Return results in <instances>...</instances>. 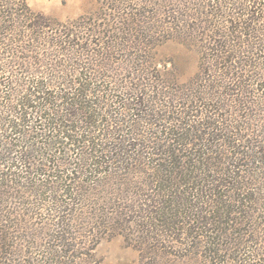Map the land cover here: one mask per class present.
I'll use <instances>...</instances> for the list:
<instances>
[{
  "label": "trees",
  "instance_id": "16d2710c",
  "mask_svg": "<svg viewBox=\"0 0 264 264\" xmlns=\"http://www.w3.org/2000/svg\"><path fill=\"white\" fill-rule=\"evenodd\" d=\"M241 22L240 32L248 35L246 20ZM84 38L69 24L35 12L27 0H0V86L6 88L0 89V211L12 197H32L27 203L35 211H49L46 237L30 240L46 250L32 263L66 264L117 235L143 255H158L174 241L199 238L195 213L212 211L211 221L221 223L215 211H247L253 193L233 163L225 166L221 121L199 111L200 96L178 86L165 92L173 82L151 69L146 75L158 84L149 86L134 83L136 76L129 82L98 70L91 66L98 53L90 58ZM42 51L52 59L40 69L33 55L43 57ZM4 75L9 80L2 83ZM159 98L165 102L161 111L150 105ZM44 147L53 153L35 157ZM206 218L199 215L201 222ZM227 231L206 229L201 237H209L216 254L228 243ZM9 240L0 227V241ZM17 240L22 246L24 239Z\"/></svg>",
  "mask_w": 264,
  "mask_h": 264
},
{
  "label": "rangeland",
  "instance_id": "374dc122",
  "mask_svg": "<svg viewBox=\"0 0 264 264\" xmlns=\"http://www.w3.org/2000/svg\"><path fill=\"white\" fill-rule=\"evenodd\" d=\"M27 2L35 12L53 17L81 32L85 37L82 43L87 45L86 39L89 40L90 58L98 53L97 61L91 65L94 68L111 70L129 82L136 76L134 83L143 86L158 84L150 79L151 74L146 75L151 69L159 78L164 76L173 82L170 89L164 88L165 92H175L178 86L200 96L203 108L199 111L221 121L225 166L233 163V172L241 173V180L245 184L248 182L247 189L253 193L245 208L247 211H215L216 216L221 213V223L211 221L212 211L193 214L192 225L199 238L174 241L173 247L158 255H143L123 235H117L102 239L92 255L76 254L66 264H264V0H256L257 6L249 0ZM240 5L242 8L239 9ZM250 11V16L241 15ZM244 19L248 35L240 32ZM258 27L263 30L255 31ZM251 33L256 37L260 35V39L254 40ZM70 38L74 39V35ZM239 42L248 50L245 54H240ZM40 54L43 57L35 54L33 57L43 69V65L51 61L52 54L50 51ZM142 57L149 60L148 65ZM60 59L67 65L72 63L67 62L69 58L66 56H60ZM30 60L34 61L33 58ZM134 69L138 71L134 72ZM7 80L4 75L2 83ZM3 87L0 89H6ZM161 103H165L164 99L150 105L161 111L165 109ZM17 149L21 151V148ZM37 149L39 151L34 154L37 158H43L45 151L53 153L48 151L49 147ZM62 149L64 159L67 154L63 155ZM9 199L0 211V227L6 229L10 237L5 243L0 241V264H33L38 252L46 249L39 243L36 247L30 240L37 235L46 237L44 231L48 225L43 221L49 211H35L27 203L33 200L32 197ZM200 214H204L208 222H201ZM18 217L23 221L21 225ZM219 227L221 232L228 230V243H221L223 250L215 254L209 237L201 235H206V229ZM19 237L24 239L21 240L22 246L17 244Z\"/></svg>",
  "mask_w": 264,
  "mask_h": 264
}]
</instances>
